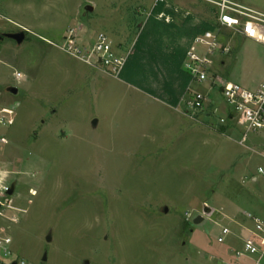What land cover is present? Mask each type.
<instances>
[{
	"label": "rangeland",
	"instance_id": "obj_1",
	"mask_svg": "<svg viewBox=\"0 0 264 264\" xmlns=\"http://www.w3.org/2000/svg\"><path fill=\"white\" fill-rule=\"evenodd\" d=\"M163 3L175 8L171 20L154 17L174 25H152L157 0H0V170L14 186L0 232L28 264H222L212 258L226 243L216 210L250 204L244 194L264 210V128L242 146L233 122L213 113L217 93L194 114L168 100L190 84L168 55L189 48L196 25L217 26L215 8ZM16 32L20 43L5 36ZM100 33L124 58L139 40L136 83L64 48L71 36L84 51ZM218 34L230 50L214 72L261 84L264 44L245 39L235 50V30Z\"/></svg>",
	"mask_w": 264,
	"mask_h": 264
},
{
	"label": "built area",
	"instance_id": "obj_2",
	"mask_svg": "<svg viewBox=\"0 0 264 264\" xmlns=\"http://www.w3.org/2000/svg\"><path fill=\"white\" fill-rule=\"evenodd\" d=\"M159 1L163 0H157V2ZM201 1L207 2L215 8L217 26L197 34L186 50L182 68L190 76V84L179 97L177 104L185 112L194 114L207 107L210 94L217 93L220 97L221 107H216L213 113L218 115L220 123L227 119L233 122L240 134L237 142L239 145L245 146L251 132L264 128V81L257 87L250 88L214 72L215 58L218 54H226L230 50V46L223 44L220 40L218 31L223 27L235 30L238 34L256 36L264 30V13L235 0ZM156 16L166 21L171 20L170 14H166L164 11ZM64 48L73 56L87 63L95 58L96 62L115 77L121 74L127 59V57L118 56L113 52L111 43L102 33L96 37L92 47L84 51L76 46L71 36L68 37ZM203 83L208 87L206 90L195 88ZM0 124H5L2 118H0ZM6 143V137L0 136V146ZM262 155L264 156V152ZM258 172L264 174V169L259 167ZM10 188L0 170V207L2 200L9 195ZM253 220L256 229L264 234L263 222L255 217ZM230 233L229 228L221 226L217 241L225 242ZM12 246L11 235L0 232V264H28L24 258L15 255ZM234 254L237 258L261 257L264 254V248L258 247L251 240H244L242 247L235 250Z\"/></svg>",
	"mask_w": 264,
	"mask_h": 264
},
{
	"label": "crops",
	"instance_id": "obj_3",
	"mask_svg": "<svg viewBox=\"0 0 264 264\" xmlns=\"http://www.w3.org/2000/svg\"><path fill=\"white\" fill-rule=\"evenodd\" d=\"M235 1L246 4L264 13V0ZM245 39H251L258 43L264 44V30H262L260 34L256 36L239 34L235 40L231 41L230 45L232 46V49L236 50L241 44V42ZM259 84L255 85L254 87H257ZM259 167H262L264 169L261 164L258 165V168ZM250 179L255 183L258 182V174H254L251 172ZM244 195L246 199H248L247 201H250V204H248L247 202L246 206H241L236 202H231L230 206L226 208L224 206H220V208L216 210L219 217L217 218V220L214 221V223L217 225L218 228L224 226L229 228L231 231V233L227 236L225 240V245L219 249H216L215 252H212V258L218 260L222 264H228L231 262L239 264H264V254L261 257L252 256L242 258H237L234 254L235 250L242 247L244 240H251L258 247L264 248V234L256 229L253 220L254 217L258 218L264 224V210L262 211V209H256L255 207L257 205L254 207V205L256 204L255 201L257 200L255 194H253L252 196H248V194ZM219 231L220 229L218 230L217 235L219 234Z\"/></svg>",
	"mask_w": 264,
	"mask_h": 264
},
{
	"label": "trees",
	"instance_id": "obj_4",
	"mask_svg": "<svg viewBox=\"0 0 264 264\" xmlns=\"http://www.w3.org/2000/svg\"><path fill=\"white\" fill-rule=\"evenodd\" d=\"M173 7H170L169 8H164V3L163 1H159L157 2V4L155 5L154 7V10H153V15H152V25L154 27H160V26H168V25H174V24H169V23H165L164 21L163 22H158L157 19L154 17L155 15H157L158 13L164 11L166 14H172L173 13ZM210 29H214V26L211 25V24H205V25H202V24H198L196 25L194 28H192L191 30L193 32H191V40H193V38L205 31V30H210ZM196 31V32H194ZM139 40L137 41V43L135 44L136 48H135V51L128 55L127 56V59H126V63L124 65V68L121 72V76L125 78V80L129 83H136L135 81V77H136V74L138 73L139 69L141 68V65H140V59H139ZM185 53H186V50H182V49H179L176 48L174 52H171L168 57L171 58V60L175 63V70L178 71L179 73H181L183 75V85L185 86L189 80H190V76L184 72L183 70L180 69V66L182 65V62H183V59L185 57ZM168 97H169V103L171 105H177L178 103V99L179 97L177 96L176 94V91L172 88H170L168 90Z\"/></svg>",
	"mask_w": 264,
	"mask_h": 264
},
{
	"label": "water",
	"instance_id": "obj_5",
	"mask_svg": "<svg viewBox=\"0 0 264 264\" xmlns=\"http://www.w3.org/2000/svg\"><path fill=\"white\" fill-rule=\"evenodd\" d=\"M87 10H92V6L91 5H87ZM5 36L9 37V38H12V39L16 40V42L20 43L24 39L25 34H24V32H16V33H6ZM10 91L12 93H17V88L16 87H11ZM94 123H95V121H94ZM13 191H14V186H11V188L8 191V193L12 194ZM202 219H203L202 216H197L194 219V223L195 224L200 223L202 221ZM46 239L50 240V236H47ZM45 258H46V255L43 256V259H45Z\"/></svg>",
	"mask_w": 264,
	"mask_h": 264
}]
</instances>
